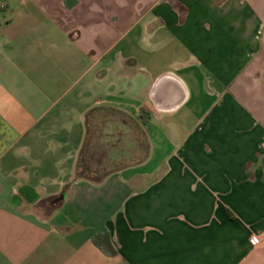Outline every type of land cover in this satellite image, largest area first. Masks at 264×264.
I'll use <instances>...</instances> for the list:
<instances>
[{"label":"crops","instance_id":"1","mask_svg":"<svg viewBox=\"0 0 264 264\" xmlns=\"http://www.w3.org/2000/svg\"><path fill=\"white\" fill-rule=\"evenodd\" d=\"M1 1L0 264H264V0Z\"/></svg>","mask_w":264,"mask_h":264},{"label":"trees","instance_id":"2","mask_svg":"<svg viewBox=\"0 0 264 264\" xmlns=\"http://www.w3.org/2000/svg\"><path fill=\"white\" fill-rule=\"evenodd\" d=\"M92 243L105 255H115V250L106 235L99 234L94 236L92 239Z\"/></svg>","mask_w":264,"mask_h":264},{"label":"built area","instance_id":"3","mask_svg":"<svg viewBox=\"0 0 264 264\" xmlns=\"http://www.w3.org/2000/svg\"><path fill=\"white\" fill-rule=\"evenodd\" d=\"M251 238H252V242H253L255 245L260 244L261 241H260V237H259V235H252Z\"/></svg>","mask_w":264,"mask_h":264},{"label":"rangeland","instance_id":"4","mask_svg":"<svg viewBox=\"0 0 264 264\" xmlns=\"http://www.w3.org/2000/svg\"><path fill=\"white\" fill-rule=\"evenodd\" d=\"M3 7H4V3L0 0V14L3 11ZM126 193V189H122V195L124 196V194Z\"/></svg>","mask_w":264,"mask_h":264}]
</instances>
